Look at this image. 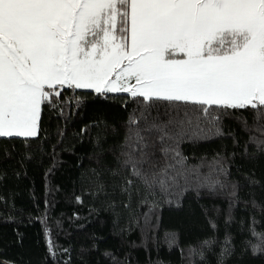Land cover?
I'll use <instances>...</instances> for the list:
<instances>
[{
  "label": "snow or ice",
  "instance_id": "1",
  "mask_svg": "<svg viewBox=\"0 0 264 264\" xmlns=\"http://www.w3.org/2000/svg\"><path fill=\"white\" fill-rule=\"evenodd\" d=\"M65 90L141 105L113 176L128 173L148 195L215 193L226 187L221 159L189 164L180 145L223 136L235 115L264 153V0H0V138L37 139L46 109L63 114ZM233 110L249 111L251 124ZM250 234L245 245L264 253V231ZM213 243L189 257L203 261ZM48 252L55 259L51 239Z\"/></svg>",
  "mask_w": 264,
  "mask_h": 264
},
{
  "label": "trees",
  "instance_id": "2",
  "mask_svg": "<svg viewBox=\"0 0 264 264\" xmlns=\"http://www.w3.org/2000/svg\"><path fill=\"white\" fill-rule=\"evenodd\" d=\"M63 97V114L46 109L37 139L0 138V264H217L226 241L224 264H264L244 243L250 229L264 231V153L235 115L223 118V136L180 145L189 164L218 156L225 188L148 195L138 181L127 184L128 173L112 175L141 105L123 93ZM233 111L251 124L249 111ZM205 239L214 243L204 260L190 258Z\"/></svg>",
  "mask_w": 264,
  "mask_h": 264
},
{
  "label": "rangeland",
  "instance_id": "3",
  "mask_svg": "<svg viewBox=\"0 0 264 264\" xmlns=\"http://www.w3.org/2000/svg\"><path fill=\"white\" fill-rule=\"evenodd\" d=\"M87 91V90H86Z\"/></svg>",
  "mask_w": 264,
  "mask_h": 264
}]
</instances>
